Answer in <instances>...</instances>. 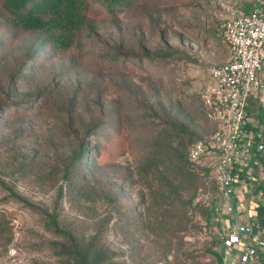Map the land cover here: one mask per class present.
I'll use <instances>...</instances> for the list:
<instances>
[{
  "label": "rangeland",
  "instance_id": "rangeland-1",
  "mask_svg": "<svg viewBox=\"0 0 264 264\" xmlns=\"http://www.w3.org/2000/svg\"><path fill=\"white\" fill-rule=\"evenodd\" d=\"M255 1L137 0L65 52L0 25V264H61L48 213L116 264H219L224 224L186 156L215 128L209 68L229 54L208 31Z\"/></svg>",
  "mask_w": 264,
  "mask_h": 264
},
{
  "label": "built area",
  "instance_id": "built-area-1",
  "mask_svg": "<svg viewBox=\"0 0 264 264\" xmlns=\"http://www.w3.org/2000/svg\"><path fill=\"white\" fill-rule=\"evenodd\" d=\"M222 34L228 58L209 68L213 87L204 96L218 125L209 141L191 146L189 157L213 183L203 199L213 201L218 223L224 224V262L239 249L236 264H259L264 254V0L224 21Z\"/></svg>",
  "mask_w": 264,
  "mask_h": 264
},
{
  "label": "trees",
  "instance_id": "trees-1",
  "mask_svg": "<svg viewBox=\"0 0 264 264\" xmlns=\"http://www.w3.org/2000/svg\"><path fill=\"white\" fill-rule=\"evenodd\" d=\"M136 1L137 0H0V25L10 31L34 35L38 41L34 49L36 53H39L40 50L48 46L55 52H65L74 46L76 42L81 40L82 31L87 26L91 16H112L119 14L130 10ZM249 11L250 10L246 12ZM207 37L222 39L225 42L222 28L219 30H209ZM160 54L161 52L151 53L147 50H143L141 57L153 59L161 57ZM107 56L108 55H106V57ZM109 58L113 61L124 60L120 55ZM206 111L214 120L215 128L209 137L194 140L189 145L186 156V160L193 167L200 169L203 176L207 175L203 174L202 168L198 163L190 159L189 150L197 141H209L217 128L218 121L207 109ZM211 185H213V183H211ZM204 191H201V196ZM200 198L202 199V197ZM204 207L205 216H207L208 219L211 218V224L216 225L219 221V215L213 214V201L208 203V206ZM260 215H264V211H260ZM47 218L49 228L62 238L61 242L57 244L61 264H116L113 261L114 254L106 248L97 235L89 238H79L72 230L62 226L58 222L56 215L48 213ZM223 230L224 225H222L221 230L217 229L215 232V235L220 239V250L215 251L219 259V264H224V255L222 254V249H225ZM259 264H264V254L260 255Z\"/></svg>",
  "mask_w": 264,
  "mask_h": 264
},
{
  "label": "crops",
  "instance_id": "crops-1",
  "mask_svg": "<svg viewBox=\"0 0 264 264\" xmlns=\"http://www.w3.org/2000/svg\"><path fill=\"white\" fill-rule=\"evenodd\" d=\"M232 224H235V223H232Z\"/></svg>",
  "mask_w": 264,
  "mask_h": 264
}]
</instances>
